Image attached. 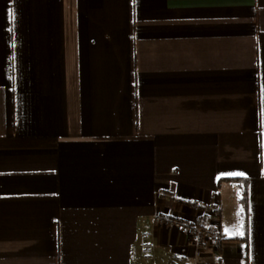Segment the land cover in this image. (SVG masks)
<instances>
[{
	"label": "crops",
	"instance_id": "0c3cea01",
	"mask_svg": "<svg viewBox=\"0 0 264 264\" xmlns=\"http://www.w3.org/2000/svg\"><path fill=\"white\" fill-rule=\"evenodd\" d=\"M194 200L218 245L156 220ZM245 262L264 264V0H0V264Z\"/></svg>",
	"mask_w": 264,
	"mask_h": 264
},
{
	"label": "built area",
	"instance_id": "2783aa9c",
	"mask_svg": "<svg viewBox=\"0 0 264 264\" xmlns=\"http://www.w3.org/2000/svg\"><path fill=\"white\" fill-rule=\"evenodd\" d=\"M191 203L202 210L201 214L194 220H179L164 216H157L156 220L183 229L194 244L199 246L204 244L218 245L222 241L219 227L215 224H207L205 221V215L208 213L217 216V208L213 206H205L197 200H194Z\"/></svg>",
	"mask_w": 264,
	"mask_h": 264
},
{
	"label": "trees",
	"instance_id": "16d2710c",
	"mask_svg": "<svg viewBox=\"0 0 264 264\" xmlns=\"http://www.w3.org/2000/svg\"><path fill=\"white\" fill-rule=\"evenodd\" d=\"M245 264H246V262H245Z\"/></svg>",
	"mask_w": 264,
	"mask_h": 264
},
{
	"label": "snow or ice",
	"instance_id": "6c2138e0",
	"mask_svg": "<svg viewBox=\"0 0 264 264\" xmlns=\"http://www.w3.org/2000/svg\"><path fill=\"white\" fill-rule=\"evenodd\" d=\"M239 174V173H238Z\"/></svg>",
	"mask_w": 264,
	"mask_h": 264
}]
</instances>
